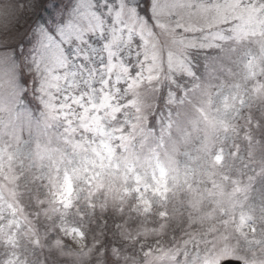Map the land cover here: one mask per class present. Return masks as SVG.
I'll return each mask as SVG.
<instances>
[{
	"label": "rangeland",
	"instance_id": "374dc122",
	"mask_svg": "<svg viewBox=\"0 0 264 264\" xmlns=\"http://www.w3.org/2000/svg\"><path fill=\"white\" fill-rule=\"evenodd\" d=\"M140 3L76 0L94 63L26 61L34 109L3 48L39 0H0V264H45L52 249L85 264L97 246L96 264H264V0H151L149 16ZM72 207L90 223L125 210V247L106 241L109 221L91 241L76 222L58 238ZM159 236L141 261L127 250Z\"/></svg>",
	"mask_w": 264,
	"mask_h": 264
},
{
	"label": "snow or ice",
	"instance_id": "6c2138e0",
	"mask_svg": "<svg viewBox=\"0 0 264 264\" xmlns=\"http://www.w3.org/2000/svg\"><path fill=\"white\" fill-rule=\"evenodd\" d=\"M150 2L151 0H143L146 16L151 15ZM81 11L77 7L76 0H70L69 4H65L64 0H39L32 26L20 38L18 44L13 46L18 53L17 59L26 55V49H31L27 53L28 59L32 61L29 67L70 61V68L77 64L87 68L89 62L94 63L89 46L93 41L84 31L87 24L81 17ZM28 33H31V36ZM173 79H175L174 74ZM19 83L27 89L30 78L22 73ZM31 84L36 98L41 99V93L38 91L41 87L40 79H32ZM19 98L29 105L32 103L26 90L19 94Z\"/></svg>",
	"mask_w": 264,
	"mask_h": 264
},
{
	"label": "trees",
	"instance_id": "16d2710c",
	"mask_svg": "<svg viewBox=\"0 0 264 264\" xmlns=\"http://www.w3.org/2000/svg\"><path fill=\"white\" fill-rule=\"evenodd\" d=\"M35 15L36 14H30V13H28V11H26V12L24 11L23 14H20V15L17 16V18H16L17 23L24 22V24H25L26 21H27V18H29V20L31 21V22L29 21L31 24H29L23 30V35L20 33L19 38H18L19 40H20L21 37H23L25 35L26 32H28V29L32 26L33 21L35 19ZM28 35L31 36V33H28ZM19 40H18V42H19ZM18 42L13 44V45H11L10 47H4L3 50H11L13 53H15V55L17 57V54H18L17 50L13 46L17 45ZM179 110H180V108H178V110H176L175 107H174V108L171 109V113L174 114L176 112H179ZM23 172H26L27 175L30 174V173H37V171H33V170L32 171L25 170ZM31 176H32L31 181H27L26 178H25V182L23 183V184H25V186L27 185L26 186V192H25L26 194H24V195L28 194L30 196V198L32 196H34V192L35 191H41V189H39L37 179L35 180V178L33 177V174H31ZM30 189H31V191H30ZM97 209L95 208V210H94L95 211L94 212L95 213V217L97 219V221H95L94 223H90L89 220H85L84 221V219L79 214V211H78V209L76 207H72V209L69 210L68 212H64L62 215H58L56 217V219H55L56 220L55 223L57 225V227H56L57 230L56 231L58 232V238L61 237V233H62L64 227H68L69 223L76 222L77 224H75V225H77V226L80 225L81 227H84L85 231H87V233L89 235H91L90 238L88 237V240L91 241V238L93 236H95L97 234L98 230H99V227H98L99 223L98 222L99 221H105V222L109 221L110 222V229H108V231H107L108 235H107L106 241L111 243V244H114V246H116L115 248H121V247L123 248V247H125L127 240L125 238L123 239L118 234V231L122 232V230H123V227L121 226V221H123L125 219V217H126L125 210H123V209L119 210V208H113V210H109V211H107L104 214L100 209H98V210ZM113 221H115V222H113ZM139 221L140 220L136 219V216H134L132 218V223H137ZM84 222H85V224H84ZM172 224L173 225H171V226L177 227L178 229L183 227V223H178L177 222V223H172ZM51 226H52V224H51ZM90 227L92 228V230L91 229L90 230H86L87 228H90ZM50 229H52V228L49 227V226H46V230L47 231H49ZM51 232L52 231L50 230V233ZM161 237H163V236L155 237L154 239L153 238H150V239L139 238V240L135 244L131 245L132 247L127 246V250L129 251L130 254L133 253L135 258L137 257L138 261H141L142 257L139 255V252H140V247L142 246V244L145 243L144 246L149 247V248L150 247H154L155 245H159L160 244L159 241H160V239H162ZM52 241L53 240H50V239L47 240L49 245L52 244ZM107 242H106V244H108ZM101 248H102V246H97L95 248L96 252L94 253V256L90 257V258H87L85 260L86 261L85 264H96L98 262V259H97L98 257H96V253L98 254V252H99V250ZM51 254H53L55 256H58L60 258L59 252L56 249H54V250L52 249V250H49V251L46 250L47 257L45 258V260L42 257L43 254H41L40 251H39V256L42 259V261L45 262V264H58L62 260L65 261V259H59L55 263V261H52L51 258H50ZM114 256H116L114 253H110V252L107 253V258H106L107 264H110L109 263V258H111L115 262V264H116V262H117V264L122 262V260L120 258L116 259Z\"/></svg>",
	"mask_w": 264,
	"mask_h": 264
},
{
	"label": "water",
	"instance_id": "95a60500",
	"mask_svg": "<svg viewBox=\"0 0 264 264\" xmlns=\"http://www.w3.org/2000/svg\"><path fill=\"white\" fill-rule=\"evenodd\" d=\"M222 264H245V263L240 262V261H235V260H227L223 262Z\"/></svg>",
	"mask_w": 264,
	"mask_h": 264
}]
</instances>
